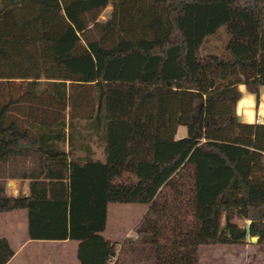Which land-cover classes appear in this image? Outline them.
Returning a JSON list of instances; mask_svg holds the SVG:
<instances>
[{
    "label": "trees",
    "instance_id": "trees-1",
    "mask_svg": "<svg viewBox=\"0 0 264 264\" xmlns=\"http://www.w3.org/2000/svg\"><path fill=\"white\" fill-rule=\"evenodd\" d=\"M241 85L264 87V0H0V214L78 242L80 264L264 248V125L239 119ZM112 204L147 207L122 243ZM14 254L0 238V264Z\"/></svg>",
    "mask_w": 264,
    "mask_h": 264
},
{
    "label": "crops",
    "instance_id": "crops-1",
    "mask_svg": "<svg viewBox=\"0 0 264 264\" xmlns=\"http://www.w3.org/2000/svg\"><path fill=\"white\" fill-rule=\"evenodd\" d=\"M239 90L241 99L237 104V114L241 122L264 125V87L261 88L259 97L250 93L245 85L239 86ZM8 193L13 196L28 195L29 181L10 180ZM8 215V222L1 230L3 238L8 240L15 252L8 264H80L77 258L78 242L30 240L27 212L21 210Z\"/></svg>",
    "mask_w": 264,
    "mask_h": 264
},
{
    "label": "rangeland",
    "instance_id": "rangeland-1",
    "mask_svg": "<svg viewBox=\"0 0 264 264\" xmlns=\"http://www.w3.org/2000/svg\"><path fill=\"white\" fill-rule=\"evenodd\" d=\"M112 12V6H108L102 13L100 20L105 21ZM216 43V41H214ZM69 113V109L66 114ZM188 135L186 127L178 130V138ZM97 156L102 158L101 150L97 149ZM146 206L134 204H112L109 206L107 230L104 236L114 243H122L124 239L135 234V227L140 223L146 213ZM8 214H0V238H3L2 228L8 222ZM241 227H247L249 222L235 219ZM228 227L227 222L224 223ZM256 245L250 236L246 244L242 246H202L200 248V264H264V251Z\"/></svg>",
    "mask_w": 264,
    "mask_h": 264
},
{
    "label": "water",
    "instance_id": "water-1",
    "mask_svg": "<svg viewBox=\"0 0 264 264\" xmlns=\"http://www.w3.org/2000/svg\"><path fill=\"white\" fill-rule=\"evenodd\" d=\"M247 231H249V225L246 227ZM249 236V235H248ZM247 236V237H248ZM251 239L254 241V242H257L258 240V237H251Z\"/></svg>",
    "mask_w": 264,
    "mask_h": 264
}]
</instances>
